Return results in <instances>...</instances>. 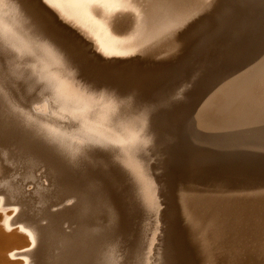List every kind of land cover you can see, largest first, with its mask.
Here are the masks:
<instances>
[{
    "label": "bare ground",
    "instance_id": "obj_1",
    "mask_svg": "<svg viewBox=\"0 0 264 264\" xmlns=\"http://www.w3.org/2000/svg\"><path fill=\"white\" fill-rule=\"evenodd\" d=\"M161 1L116 0L125 10L144 15H156ZM167 2L173 23L182 26L216 0ZM56 25L34 0H0V264H195L176 228L169 182L159 183L154 177L163 171H151L153 177L147 166L149 154L171 143L164 141L166 123L157 111L171 108L179 91L175 94L174 86L159 91L154 79L135 72L93 70L78 41ZM252 79L193 120L199 141L215 148L263 146L264 70ZM243 137L247 141L239 144ZM222 220L214 219L223 225Z\"/></svg>",
    "mask_w": 264,
    "mask_h": 264
},
{
    "label": "rangeland",
    "instance_id": "obj_2",
    "mask_svg": "<svg viewBox=\"0 0 264 264\" xmlns=\"http://www.w3.org/2000/svg\"><path fill=\"white\" fill-rule=\"evenodd\" d=\"M34 1L53 16L59 27L56 26L63 29L64 33L71 37H69L70 40L74 39L75 43L79 42L76 44L80 47L81 52L86 55L82 57L90 67H94L93 70L99 71L104 68L101 71H108V74L118 72L119 74L123 73V75L135 72L137 76L139 75L138 77L154 79L157 84L154 88L157 86L156 89L159 91L169 86H174L175 94L178 91H183L181 96L185 97L184 99L187 98V101L178 92L182 99L176 98L177 94L175 98L180 103L174 98L170 105L171 108H164L163 106L157 111V116L166 123L165 135L168 137L164 141L171 143L164 142L166 148L159 145V152L158 148L156 150L158 154L156 152H153L156 155L149 154L150 163L148 162L149 165H147L148 168L151 167L150 172L156 170L154 175L157 171H165V174L163 172V174L157 173L155 177L151 172V176L161 184L165 181L169 182V196L171 195V200L177 207L178 213L175 214V220L177 219L176 228L179 235L181 233V241L195 264H247V262L248 264H264V143L263 146L261 145L262 149L259 146L254 148L231 146V149L234 148L231 150L229 146L231 151H228V148H224L227 146H219L220 150L218 146V148L212 145L208 147V142L199 141L193 134L194 129L191 125L199 114L201 115L203 112V115L206 112L209 114L210 111L220 105L221 99L227 98L230 92L239 85L245 82H253L254 79L252 78L264 70V0H216L213 6L182 26L176 25L170 18V14L167 12L169 10L167 0H162L164 3L161 1L156 15H144L145 13L139 14L125 10L116 0H48L47 3L45 0ZM161 5L162 7H160ZM55 10L57 13H54ZM111 63L112 65H110ZM260 90L263 91V89ZM165 135L163 136L165 137ZM169 137H173L172 140ZM243 138L236 143H242L245 140V137ZM164 148H168V151ZM222 148L225 149V152ZM162 149L165 151H161ZM175 149L177 152L174 151ZM159 154L167 157L161 156L159 160ZM171 154H173L172 158L169 156V159L168 155ZM150 155L153 156H151L152 159ZM200 158L202 159L200 160ZM153 160L158 163L161 162L162 164L159 163L160 167ZM163 162H168L167 164L170 163V165L167 166L164 163L166 165L164 167ZM160 175L162 176L160 177ZM234 191L235 193H233ZM212 196L214 197V200L211 201L213 203L205 199L208 197V200L209 198L212 200ZM205 201L210 202L208 204L211 207ZM196 202L202 203L201 205L198 204L200 206L205 204L204 208H202L203 206L199 208L200 206ZM206 204L209 206V210ZM182 205H185L183 206L184 209ZM210 208L214 210H210ZM223 213L228 217L223 216ZM254 213L257 215L255 216ZM231 214L236 216L235 221L233 216H229ZM230 217H233V220ZM217 218L226 219L223 225L220 222L223 227L214 221ZM226 224H228L229 230H227ZM225 228L227 231H223ZM223 234L228 236V241L226 237L224 241ZM230 238L236 241H231ZM227 242L232 244L227 245ZM231 245H235L233 250Z\"/></svg>",
    "mask_w": 264,
    "mask_h": 264
},
{
    "label": "snow or ice",
    "instance_id": "obj_3",
    "mask_svg": "<svg viewBox=\"0 0 264 264\" xmlns=\"http://www.w3.org/2000/svg\"><path fill=\"white\" fill-rule=\"evenodd\" d=\"M48 2V0H45V3H47Z\"/></svg>",
    "mask_w": 264,
    "mask_h": 264
}]
</instances>
